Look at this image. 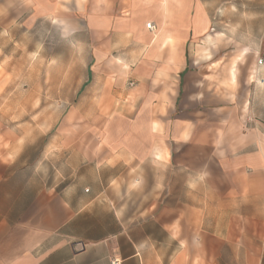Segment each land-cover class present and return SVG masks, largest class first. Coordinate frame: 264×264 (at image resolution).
Masks as SVG:
<instances>
[{"label": "crops", "instance_id": "crops-1", "mask_svg": "<svg viewBox=\"0 0 264 264\" xmlns=\"http://www.w3.org/2000/svg\"><path fill=\"white\" fill-rule=\"evenodd\" d=\"M27 1L88 37L91 115L124 101L140 136L106 153L76 142L56 169L0 105V264H264V113L253 100L245 135L207 142L205 1ZM164 169L171 201L125 202Z\"/></svg>", "mask_w": 264, "mask_h": 264}, {"label": "rangeland", "instance_id": "rangeland-1", "mask_svg": "<svg viewBox=\"0 0 264 264\" xmlns=\"http://www.w3.org/2000/svg\"><path fill=\"white\" fill-rule=\"evenodd\" d=\"M13 1L0 0V64L4 65L0 69V92L4 93L0 105L8 124L34 128L21 131L35 140L37 157L51 147V163L58 169L59 158L66 152L69 155L76 142L106 153L108 146L138 140L140 132L135 126L141 118L129 115L126 102L118 106L111 102L109 116H93L100 104L98 95L94 101L82 100L81 87H90L82 85L91 56L88 37L70 31L76 28L74 22L53 19L55 10L52 15L38 14V7L31 2ZM204 1L211 18L207 142L235 141L245 135L241 131L251 127L253 100L256 114L258 110L261 116L264 113V0ZM64 141L67 150L60 149ZM156 175L155 170L148 171L147 195L129 193L118 199L137 206L171 201V173L166 169L158 173L159 178L167 179L161 181ZM185 183L181 179L176 183L181 194L187 189ZM133 190L138 192L139 183ZM161 191L164 196H159Z\"/></svg>", "mask_w": 264, "mask_h": 264}, {"label": "built area", "instance_id": "built-area-1", "mask_svg": "<svg viewBox=\"0 0 264 264\" xmlns=\"http://www.w3.org/2000/svg\"><path fill=\"white\" fill-rule=\"evenodd\" d=\"M149 28L152 29L151 26H149ZM111 264H120V262H118L117 260H114V261L111 262Z\"/></svg>", "mask_w": 264, "mask_h": 264}]
</instances>
